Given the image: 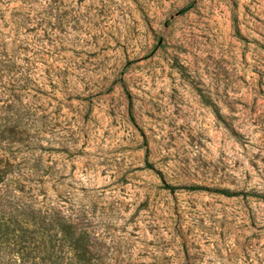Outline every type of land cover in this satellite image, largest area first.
Instances as JSON below:
<instances>
[{
  "label": "rangeland",
  "instance_id": "rangeland-1",
  "mask_svg": "<svg viewBox=\"0 0 264 264\" xmlns=\"http://www.w3.org/2000/svg\"><path fill=\"white\" fill-rule=\"evenodd\" d=\"M0 171V264L21 208L91 264H264V0H0Z\"/></svg>",
  "mask_w": 264,
  "mask_h": 264
},
{
  "label": "trees",
  "instance_id": "trees-1",
  "mask_svg": "<svg viewBox=\"0 0 264 264\" xmlns=\"http://www.w3.org/2000/svg\"><path fill=\"white\" fill-rule=\"evenodd\" d=\"M5 180L4 175L0 174V191L2 189L3 192H9L8 186L4 184ZM169 188L171 190L175 189V187ZM222 193L227 196L235 194L230 191H222ZM8 194L11 195V192ZM0 213L2 214L0 216V227L6 226V224H2V221L6 220L5 214L7 212L2 210ZM8 214L11 215V212ZM17 215L18 217L24 216L23 218L28 215L27 221L24 219V222L30 228L29 231L21 230L23 232L21 235H14L17 239L14 240L13 244L14 246H20L19 251H22L18 255L12 254L18 264H67L66 262L91 264L93 254L89 235L86 232L78 231L63 215L43 212L41 209L34 208L26 212L21 208L19 214H16V211L13 213L16 222H18ZM27 233L29 234L28 237H26ZM4 234L3 237L11 235L10 233ZM3 243L11 244L7 239ZM25 249H29V252H24Z\"/></svg>",
  "mask_w": 264,
  "mask_h": 264
}]
</instances>
